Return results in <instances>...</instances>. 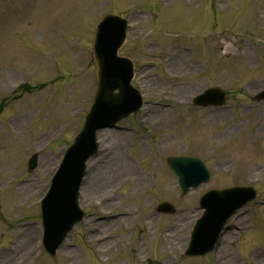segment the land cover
<instances>
[{
  "label": "rangeland",
  "instance_id": "obj_1",
  "mask_svg": "<svg viewBox=\"0 0 264 264\" xmlns=\"http://www.w3.org/2000/svg\"><path fill=\"white\" fill-rule=\"evenodd\" d=\"M259 1L0 0V248L11 242L10 247L18 253L14 256L19 258L31 245V238L23 244V231H14L13 226H36L28 222L38 219V203L60 159L50 153H58L62 145L57 140L50 146V153L45 152L47 138L64 122L62 118L72 123L66 134L70 133L71 138L92 101L96 88L94 26L106 14H128L130 32L121 55L140 67L137 79L144 89L150 80V91L144 94L150 101V129L154 131L149 134L140 125V134L112 137L111 142L109 134L100 141L98 157L104 154V144L117 149L120 140L121 145L124 143L120 151L140 181L126 172L112 182L107 180L106 172L119 154L107 157L94 170L92 178L99 179L96 189L86 193L88 181L83 184L81 207L88 213L87 219L57 252V263L41 250L38 256L42 260L37 264H250L248 255L254 257L258 252L254 248L264 247V208L259 205L249 207L243 219L235 223L245 230L250 222L257 225L255 230L246 228L240 233L232 228L216 251L205 258L184 259L183 252L190 225L196 213L198 216L195 204L206 191L252 185L260 194L259 200L264 201V104L248 106L253 104V95L264 87V15H260L264 0ZM164 57L169 58L166 65ZM83 63L86 67L80 70ZM19 79L36 91L31 95L13 91ZM206 87H220L228 94L232 105L221 117L207 118L208 113H202L201 120L200 111L191 106V98ZM54 104L60 112L51 111ZM154 104L175 108L168 106L165 109L169 111L157 112L160 107ZM16 114L20 115L6 124ZM204 120L207 126L202 129ZM134 124L139 126L137 118L129 125ZM32 129L42 132L33 136ZM26 133L31 143L28 151L26 139L20 138ZM33 153L39 155L38 166L29 172L21 161L25 154ZM176 155L202 158L211 171L210 183L181 195L166 166V158ZM53 160H57L56 166ZM45 162L49 171L43 174ZM126 176L130 179L123 182ZM119 183L123 188L109 195ZM165 202L177 208V236L185 241V245L172 244V251L164 250L161 233L175 216L157 215L155 211ZM124 211L133 215L128 229L98 221L103 213L116 216ZM147 215L151 218L149 228L141 226V217ZM93 228L98 229L93 237L109 232L113 236L116 228L112 240L103 244L106 251L101 248L100 263L92 254L99 246L86 237V231ZM29 233L27 239L35 237L33 228ZM138 244L143 260L136 262L132 250H139ZM256 264H264V256Z\"/></svg>",
  "mask_w": 264,
  "mask_h": 264
},
{
  "label": "bare ground",
  "instance_id": "obj_2",
  "mask_svg": "<svg viewBox=\"0 0 264 264\" xmlns=\"http://www.w3.org/2000/svg\"><path fill=\"white\" fill-rule=\"evenodd\" d=\"M176 63H178V62H176ZM121 136H122V134L116 133V134H114L113 139H116V138L118 139ZM123 172H130L131 174L133 173L135 179L140 181L141 177H139V175L136 172H133L132 164L129 161L122 160L121 156L116 157L114 159V161L112 162L111 169H109V172H108V173H111V175L108 177V180L113 181L115 179L116 175L119 176ZM92 182H93V180H92ZM92 182L90 185L87 186L89 191H91V190L94 191L96 189L94 186L99 181L95 180V182H93V184H92ZM113 219L114 220L111 222V224H113V225L121 224V223H128V220L125 218H122V217H120L119 219L118 218H113ZM27 231H30V230H25V232H27ZM178 231H179L178 229H175L169 233V236L165 237V243H166V245H168L169 250L172 249L173 245L175 246L176 243H179L181 245V243L183 242V245H185V241L183 239V236H181L178 239V236H177ZM176 236H177V238H176ZM24 237H25V235H24ZM101 238H102V236L90 237L89 238L90 243L97 244V242L102 240ZM103 240H106V239H103ZM102 247H103V250L106 251V249H107L106 246L102 245ZM33 252H34V249L31 248L25 253V256H32ZM69 257L71 259H73V254H70ZM12 262H14V259H12Z\"/></svg>",
  "mask_w": 264,
  "mask_h": 264
},
{
  "label": "water",
  "instance_id": "obj_3",
  "mask_svg": "<svg viewBox=\"0 0 264 264\" xmlns=\"http://www.w3.org/2000/svg\"><path fill=\"white\" fill-rule=\"evenodd\" d=\"M107 101H110V102L113 103L114 101H117V100H114V101H113V100H107ZM176 164L179 165V166L186 165L185 162H181V161H176ZM224 195H225V193H224V194H220V193H218V196H219L220 199H222ZM220 224H221V223H220ZM221 225H222V224H221Z\"/></svg>",
  "mask_w": 264,
  "mask_h": 264
}]
</instances>
